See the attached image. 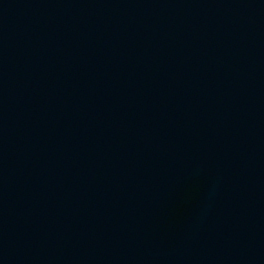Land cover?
I'll return each mask as SVG.
<instances>
[{
  "label": "water",
  "instance_id": "water-1",
  "mask_svg": "<svg viewBox=\"0 0 264 264\" xmlns=\"http://www.w3.org/2000/svg\"><path fill=\"white\" fill-rule=\"evenodd\" d=\"M0 264H264V0H0Z\"/></svg>",
  "mask_w": 264,
  "mask_h": 264
}]
</instances>
